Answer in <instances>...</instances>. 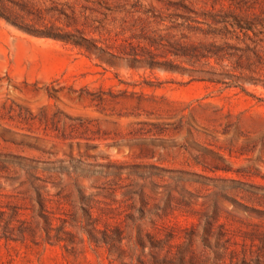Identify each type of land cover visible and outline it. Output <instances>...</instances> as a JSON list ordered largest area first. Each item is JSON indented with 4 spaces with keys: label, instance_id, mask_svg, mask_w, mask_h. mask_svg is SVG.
Returning <instances> with one entry per match:
<instances>
[{
    "label": "rangeland",
    "instance_id": "obj_1",
    "mask_svg": "<svg viewBox=\"0 0 264 264\" xmlns=\"http://www.w3.org/2000/svg\"><path fill=\"white\" fill-rule=\"evenodd\" d=\"M0 264H264V0H0Z\"/></svg>",
    "mask_w": 264,
    "mask_h": 264
}]
</instances>
